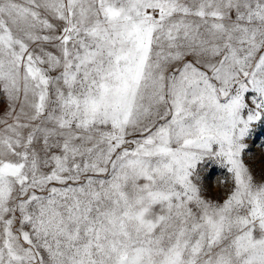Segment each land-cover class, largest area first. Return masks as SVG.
<instances>
[{"label":"snow or ice","instance_id":"6c2138e0","mask_svg":"<svg viewBox=\"0 0 264 264\" xmlns=\"http://www.w3.org/2000/svg\"><path fill=\"white\" fill-rule=\"evenodd\" d=\"M264 0H0V264H264Z\"/></svg>","mask_w":264,"mask_h":264},{"label":"rangeland","instance_id":"374dc122","mask_svg":"<svg viewBox=\"0 0 264 264\" xmlns=\"http://www.w3.org/2000/svg\"><path fill=\"white\" fill-rule=\"evenodd\" d=\"M261 140H264V137H261L260 139L257 140V144L254 148V150L257 152V154L260 152L259 144H260Z\"/></svg>","mask_w":264,"mask_h":264}]
</instances>
